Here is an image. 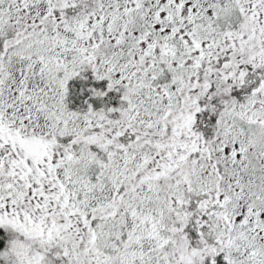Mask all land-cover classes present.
<instances>
[{
    "label": "snow or ice",
    "instance_id": "6c2138e0",
    "mask_svg": "<svg viewBox=\"0 0 264 264\" xmlns=\"http://www.w3.org/2000/svg\"><path fill=\"white\" fill-rule=\"evenodd\" d=\"M0 264H264V0H0Z\"/></svg>",
    "mask_w": 264,
    "mask_h": 264
}]
</instances>
